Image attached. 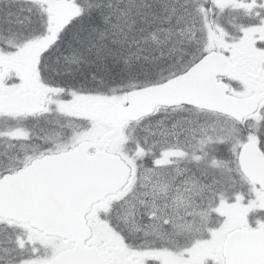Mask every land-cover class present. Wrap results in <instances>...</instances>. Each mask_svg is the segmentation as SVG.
Returning <instances> with one entry per match:
<instances>
[{
  "label": "snow or ice",
  "instance_id": "6c2138e0",
  "mask_svg": "<svg viewBox=\"0 0 264 264\" xmlns=\"http://www.w3.org/2000/svg\"><path fill=\"white\" fill-rule=\"evenodd\" d=\"M0 264H264V0H0Z\"/></svg>",
  "mask_w": 264,
  "mask_h": 264
}]
</instances>
